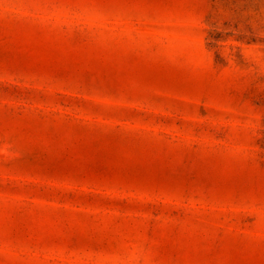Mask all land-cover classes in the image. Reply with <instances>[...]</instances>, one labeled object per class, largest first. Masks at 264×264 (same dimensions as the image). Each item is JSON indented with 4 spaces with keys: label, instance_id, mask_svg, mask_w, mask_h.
I'll list each match as a JSON object with an SVG mask.
<instances>
[{
    "label": "rangeland",
    "instance_id": "obj_1",
    "mask_svg": "<svg viewBox=\"0 0 264 264\" xmlns=\"http://www.w3.org/2000/svg\"><path fill=\"white\" fill-rule=\"evenodd\" d=\"M0 264H264V0H0Z\"/></svg>",
    "mask_w": 264,
    "mask_h": 264
}]
</instances>
